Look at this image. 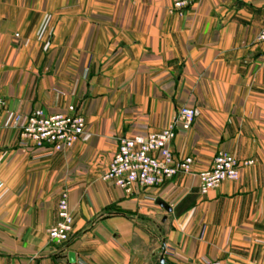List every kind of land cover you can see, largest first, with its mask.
I'll return each instance as SVG.
<instances>
[{"label":"crops","instance_id":"0c3cea01","mask_svg":"<svg viewBox=\"0 0 264 264\" xmlns=\"http://www.w3.org/2000/svg\"><path fill=\"white\" fill-rule=\"evenodd\" d=\"M134 1L113 0L130 6L113 11V33L126 43L113 42V50L125 52L113 67L179 66L177 49L187 45L182 31L150 28L155 14L134 12ZM191 16L197 26L189 31L185 83L196 119L189 131L177 129L170 149L175 159L193 158V172L126 193L103 180L106 171H73L85 163L83 154L21 149L13 125L18 109L0 107V264H264V45H255L264 0H199ZM125 125L115 111L113 123H89L79 151L100 142L113 148V157L130 133L162 130L147 122ZM221 152L252 165L241 167L237 181L202 195L198 174ZM63 196L74 235L61 247L48 231L59 221Z\"/></svg>","mask_w":264,"mask_h":264},{"label":"rangeland","instance_id":"374dc122","mask_svg":"<svg viewBox=\"0 0 264 264\" xmlns=\"http://www.w3.org/2000/svg\"><path fill=\"white\" fill-rule=\"evenodd\" d=\"M194 4L181 13L174 10L173 0H150L148 5L135 0L134 12L149 10L155 14L149 20L150 28L179 29L187 45L177 49L183 58L175 68L116 70L113 65L124 59L125 52L113 50V42L119 46L126 43L113 33V11H129L126 3L120 6L113 0H0V107L6 111L18 109L13 117L14 127L20 113L35 109L33 112L54 113L48 115H69L73 108L84 119L85 131L72 147L61 152L72 151L75 157H86L85 163H77L73 171L97 168L107 172L114 157L111 146L99 142L85 153L78 149L81 139L90 135L89 123H113L115 111L124 125L147 122L162 128L148 135L160 134L171 128L184 108L191 109L190 84L185 83L189 59L185 57L192 44L189 31L197 26L191 16ZM255 45H261L257 38ZM173 48L169 45L168 51ZM146 54L157 53L149 50ZM157 75L165 78L157 81ZM146 133L132 132L129 138ZM19 139L21 144L20 133ZM73 235L72 231L67 242H52L64 247Z\"/></svg>","mask_w":264,"mask_h":264},{"label":"built area","instance_id":"2783aa9c","mask_svg":"<svg viewBox=\"0 0 264 264\" xmlns=\"http://www.w3.org/2000/svg\"><path fill=\"white\" fill-rule=\"evenodd\" d=\"M195 1L173 0L174 10L182 13ZM257 42L264 45V28L259 33ZM70 112L69 115H48L37 110L18 116L15 127L20 133V146L25 150H45L47 155L72 147L84 134L85 123L73 108ZM195 119L194 110L184 108L169 130L160 134L121 139L110 168L104 175V181L131 193L135 187H160L179 174H191L193 159H175L170 143L176 136V128L189 130ZM250 165L251 161L241 163L228 153H218L211 167L198 174L201 194H209L225 181H237L241 167ZM58 216L59 221L49 229L48 236L51 241L61 244L68 241L74 222L66 196L58 203Z\"/></svg>","mask_w":264,"mask_h":264},{"label":"water","instance_id":"95a60500","mask_svg":"<svg viewBox=\"0 0 264 264\" xmlns=\"http://www.w3.org/2000/svg\"><path fill=\"white\" fill-rule=\"evenodd\" d=\"M162 207H164V209H166L167 211L170 212V209L167 206H165L164 204H162ZM70 258L73 261L74 260V255H70Z\"/></svg>","mask_w":264,"mask_h":264}]
</instances>
